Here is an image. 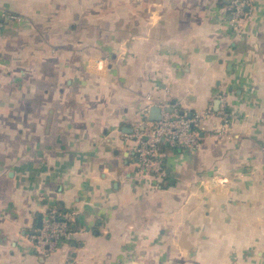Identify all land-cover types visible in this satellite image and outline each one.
<instances>
[{
    "label": "crops",
    "instance_id": "obj_1",
    "mask_svg": "<svg viewBox=\"0 0 264 264\" xmlns=\"http://www.w3.org/2000/svg\"><path fill=\"white\" fill-rule=\"evenodd\" d=\"M231 5L0 0V264H264V0ZM159 103L215 113L161 147V183L135 165ZM52 209L74 233L41 253Z\"/></svg>",
    "mask_w": 264,
    "mask_h": 264
},
{
    "label": "built area",
    "instance_id": "obj_2",
    "mask_svg": "<svg viewBox=\"0 0 264 264\" xmlns=\"http://www.w3.org/2000/svg\"><path fill=\"white\" fill-rule=\"evenodd\" d=\"M253 0H232L230 8L231 22L238 23V19L244 15V7ZM7 22L19 21L18 15L6 14ZM217 115L221 119V124L216 129L218 137L225 136L228 132L231 116L226 110L224 98ZM162 111V117L159 121L150 122L147 120L150 106H147L141 113V122L143 129L137 133V144L135 146L136 155V176L140 180L145 177H152L156 182L161 183L165 178V169L162 162L161 147L198 149L201 145V137L195 127L215 113L208 109L204 113L191 115H180L174 110L167 113L165 104H157ZM225 183L226 180H220ZM76 212L58 211L56 209L48 210L41 218V225L37 233L31 238L41 253L53 252L57 244L69 238L74 232L72 224L75 221ZM72 264V263H68Z\"/></svg>",
    "mask_w": 264,
    "mask_h": 264
},
{
    "label": "water",
    "instance_id": "obj_3",
    "mask_svg": "<svg viewBox=\"0 0 264 264\" xmlns=\"http://www.w3.org/2000/svg\"><path fill=\"white\" fill-rule=\"evenodd\" d=\"M172 105L175 104V101H172L171 102ZM218 105V101L215 103V106ZM217 109V108H215ZM174 108L173 107H167L165 109V111L167 113H172L174 112ZM180 115H184V112L183 111H180L179 112ZM162 117V111L159 107L157 106H151L150 107V110H149V114H148V117H147V120L150 121V122H156V121H159ZM188 117H191V115L189 114ZM141 129H143V126L141 127ZM40 224H41V217L38 218V223H37V227L39 228L40 227Z\"/></svg>",
    "mask_w": 264,
    "mask_h": 264
},
{
    "label": "trees",
    "instance_id": "obj_4",
    "mask_svg": "<svg viewBox=\"0 0 264 264\" xmlns=\"http://www.w3.org/2000/svg\"><path fill=\"white\" fill-rule=\"evenodd\" d=\"M13 22V21H12ZM227 107V106H226ZM226 110L228 111V108H226ZM229 112V111H228ZM165 148V147H164ZM175 149H178V148H175Z\"/></svg>",
    "mask_w": 264,
    "mask_h": 264
}]
</instances>
